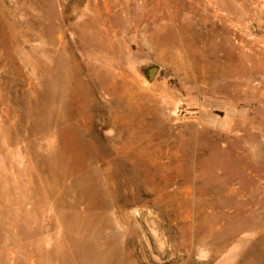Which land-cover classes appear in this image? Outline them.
<instances>
[{"label":"rangeland","instance_id":"1","mask_svg":"<svg viewBox=\"0 0 264 264\" xmlns=\"http://www.w3.org/2000/svg\"><path fill=\"white\" fill-rule=\"evenodd\" d=\"M0 264H264V0H0Z\"/></svg>","mask_w":264,"mask_h":264},{"label":"water","instance_id":"2","mask_svg":"<svg viewBox=\"0 0 264 264\" xmlns=\"http://www.w3.org/2000/svg\"><path fill=\"white\" fill-rule=\"evenodd\" d=\"M160 68L158 66H152L148 69L143 70V74L147 77L149 82H153L158 75Z\"/></svg>","mask_w":264,"mask_h":264}]
</instances>
